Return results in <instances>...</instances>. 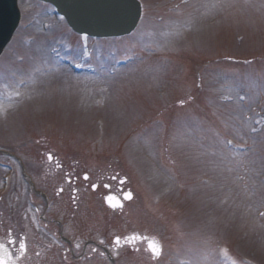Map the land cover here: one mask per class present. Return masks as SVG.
<instances>
[{"label": "rangeland", "instance_id": "rangeland-1", "mask_svg": "<svg viewBox=\"0 0 264 264\" xmlns=\"http://www.w3.org/2000/svg\"><path fill=\"white\" fill-rule=\"evenodd\" d=\"M145 2L158 17L180 15L145 19L134 38L116 42L118 56H136L138 46L154 54L144 49L146 58L119 70H107L99 56L105 63L92 74L74 75L48 51L64 48L68 31L50 25V13L38 3L18 0L20 28L0 58V149L21 156L28 143L47 138L51 145L67 142L66 151L81 157L105 152L94 147L106 144V163L117 160L132 181L145 184L158 201L165 197L174 209L167 214L181 216L188 253L157 264H226L231 259L219 258L222 250L264 264V64L255 59L264 57V0ZM164 19L176 25L165 29ZM46 20L52 30L41 29ZM152 31L156 38L146 41ZM210 58L240 62L207 63ZM198 78L203 93L196 95ZM194 95L193 105L156 115ZM225 139L245 151L232 152ZM22 187L14 180L5 209L8 199H21ZM23 201H12L15 214L27 216ZM166 241L176 244L177 237Z\"/></svg>", "mask_w": 264, "mask_h": 264}, {"label": "flooded vegetation", "instance_id": "flooded-vegetation-1", "mask_svg": "<svg viewBox=\"0 0 264 264\" xmlns=\"http://www.w3.org/2000/svg\"><path fill=\"white\" fill-rule=\"evenodd\" d=\"M38 148L40 149L38 152L39 156H37L39 163L35 166H30L26 158L25 163L32 177V183L35 186L33 191H45L52 203L51 207H47L46 202L42 198L36 196V203L38 207L42 209V223L45 230L38 232L34 228V221L30 211L25 221L29 226L33 227L28 234L23 235V240L26 242L28 237L35 246V238L37 236L44 241L52 242L49 237L50 234L53 233L57 235V232L61 234L63 232L62 228L71 229L73 233L77 234L80 224L79 219L84 216L87 223L83 226L90 231L92 236L101 239L104 243V249H106V196L114 195L116 197H122L124 190L121 187H110L106 185V168L103 172H100L90 165H83L76 162L78 159H75V157L67 156L60 158L58 156H53L47 151V147L43 144L38 146ZM54 148L65 150L69 147L57 145ZM89 169L90 172L88 171ZM37 170L41 171L40 174L34 172ZM10 208L14 210L13 205H11ZM25 208H27L26 205ZM48 208L50 209L49 211H47ZM66 217H68L69 220H67ZM12 221H16L14 215L12 216ZM10 234L12 237L17 235V229L10 232ZM13 241L12 249L15 254V239H13ZM129 244L134 245L131 249L137 252L139 251L140 243L129 242ZM50 248H53V246ZM43 251H46V249H43ZM35 255L44 258L40 246L35 247L30 261L34 259ZM54 257L56 258L55 254ZM17 263L18 260L17 262L13 261V264ZM85 264L95 263L87 262Z\"/></svg>", "mask_w": 264, "mask_h": 264}, {"label": "water", "instance_id": "water-1", "mask_svg": "<svg viewBox=\"0 0 264 264\" xmlns=\"http://www.w3.org/2000/svg\"><path fill=\"white\" fill-rule=\"evenodd\" d=\"M56 6L69 25L80 32L94 35H119L128 32L139 18L135 0H43ZM18 11L15 0H0V51L16 25Z\"/></svg>", "mask_w": 264, "mask_h": 264}, {"label": "snow or ice", "instance_id": "snow-or-ice-1", "mask_svg": "<svg viewBox=\"0 0 264 264\" xmlns=\"http://www.w3.org/2000/svg\"><path fill=\"white\" fill-rule=\"evenodd\" d=\"M229 143H231V142L229 141ZM131 198H132L131 193H128V194L125 195V199L130 200ZM107 200H108L109 205L111 207L115 208V207L121 206V205L113 203V200H114L113 197H108ZM116 243L117 244L119 243V239L116 240ZM20 248L23 251L25 249V244L21 243L20 244ZM148 248H149V250L151 251V253L153 254L154 257H158L160 255V253H161L160 246L155 241L149 242ZM0 251L4 252V255L0 256V264H8V261L11 260V256H9L7 254L6 250L4 249V245H2V244H0Z\"/></svg>", "mask_w": 264, "mask_h": 264}]
</instances>
